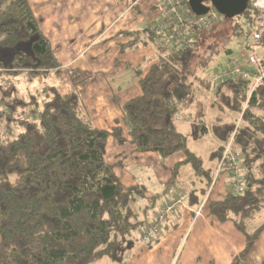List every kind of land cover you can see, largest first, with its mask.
<instances>
[{
    "label": "trees",
    "instance_id": "trees-1",
    "mask_svg": "<svg viewBox=\"0 0 264 264\" xmlns=\"http://www.w3.org/2000/svg\"><path fill=\"white\" fill-rule=\"evenodd\" d=\"M260 15L249 0L244 14L200 32L189 49L171 54L159 47L149 71L138 75L142 93L122 107L123 122L138 152L157 153L163 160L186 156L171 182H179L182 166L191 165L211 186V171L190 150L176 116L193 104L201 86L211 90L206 72L213 50L207 41L241 34L242 23L257 26ZM60 74L61 63L30 0H0V264H92L104 256L127 264L148 224L149 208L139 205L147 190L126 187L105 159L111 137L124 142L122 127L112 133L98 129L84 115L78 92L62 95L47 85ZM91 80L87 72L71 73L75 87ZM41 81L44 89L30 92ZM213 107L242 117L235 145L244 157V189L238 194L230 189L223 201L211 203L210 213L245 235L246 248L232 264H246L264 231L258 223L264 213V81L253 92L249 82H223ZM220 125L215 133L222 146L212 154L219 164L236 128ZM188 201L197 204L195 192Z\"/></svg>",
    "mask_w": 264,
    "mask_h": 264
},
{
    "label": "crops",
    "instance_id": "crops-1",
    "mask_svg": "<svg viewBox=\"0 0 264 264\" xmlns=\"http://www.w3.org/2000/svg\"><path fill=\"white\" fill-rule=\"evenodd\" d=\"M30 2L61 63L59 77L64 78V83L59 87L55 85L59 92L62 95L78 92L84 115L98 129L112 133L115 127H122L124 142L115 137L109 139L113 141L114 151L107 162L114 165L115 173L126 187L141 185L146 188L142 205L149 208L148 216H144L147 222H152L180 193L188 194V199L190 193H196L197 204L190 205L187 199L169 215L163 235L150 244L141 240L127 264H232L245 250L246 237L234 223H222L210 213L211 203L223 201L231 189L233 177L229 171H222L210 193L208 180L203 177L188 184L180 171L179 182H171L173 164L184 162L186 156H174L162 163L159 154L138 152L123 122L122 107L142 93L138 75L149 71L162 47L158 43L164 35L159 0ZM78 70L92 75L85 87H75L71 82V73ZM202 90L205 94L197 91L193 104L179 114V121L183 120L186 110L195 107L196 112L189 115L188 122L192 128L197 126L198 138L212 141L211 126L208 127L205 119L214 108L215 93ZM228 113L217 117L219 125L235 118ZM202 126H205L204 132H200ZM218 136L214 139L220 147L222 141ZM212 164V168L205 169L211 171L214 179L219 162L216 160ZM122 169H126L123 177ZM208 197L202 214L197 215ZM246 264H264V231Z\"/></svg>",
    "mask_w": 264,
    "mask_h": 264
},
{
    "label": "built area",
    "instance_id": "built-area-1",
    "mask_svg": "<svg viewBox=\"0 0 264 264\" xmlns=\"http://www.w3.org/2000/svg\"><path fill=\"white\" fill-rule=\"evenodd\" d=\"M187 1L159 0L163 10L161 28L164 30V35L162 39L158 40V43L169 50L171 54L189 49L196 42V37L200 32L210 30L213 26L223 23L226 18L211 6L205 15L197 16L192 12ZM252 5L261 14L257 20L256 29L253 32V40L260 47L261 51L252 53L245 61H231L232 65L228 69H214L209 76L211 86V90L209 91L212 93H215L219 86L228 80L249 82L251 84V92L264 81V0H252ZM176 118L179 120V115ZM239 118L236 128L231 133L227 143L223 145V158L217 169L216 177L210 186L209 193L213 189L217 177L225 170L224 166L228 167L229 173L233 177L231 184L232 191L238 194L244 189L242 168L244 157L235 145L237 129L242 124V117L239 116ZM209 197L202 203L197 211V215L202 214ZM187 199L188 194L182 192L173 202L165 205L156 215L155 219L146 225L142 242L150 244L158 240L165 232L169 215L174 213Z\"/></svg>",
    "mask_w": 264,
    "mask_h": 264
},
{
    "label": "rangeland",
    "instance_id": "rangeland-1",
    "mask_svg": "<svg viewBox=\"0 0 264 264\" xmlns=\"http://www.w3.org/2000/svg\"><path fill=\"white\" fill-rule=\"evenodd\" d=\"M237 22H239V20ZM229 23L231 24L232 22H229ZM242 27H243V32H241V34L238 33L237 35H234V36H232V35L231 36H225V39H226V40L224 39L225 41H222V38H220V37L217 38L214 36H212V38L209 41H207L205 46L207 47V49L213 50L212 51L213 55H212V66L206 72V75H210L214 69H219V70L228 69L232 65L231 61H235V60L245 61L249 58V56L252 53H254L256 51H261L260 47L253 40V32L256 29V26H252L250 24L243 22ZM230 33H231V31L229 30L228 35H230ZM226 49L231 50L232 53L231 54L226 53ZM70 79H71V77H70ZM63 83H64V78H61V77H57V78L50 77L49 81H47V85L51 84V85H56L57 87H59V84H63ZM43 85H44V83H42V81L36 82L34 85H32L30 92L34 93L37 90H43L44 89ZM19 87L24 94H27V89H26L27 85L25 84L24 81L19 82ZM200 88L201 89H199V90L203 94H205V93L202 89H205L208 91V89H206L205 87L201 86ZM60 91L62 92V91H64V89H62ZM211 98L214 99L213 94H212ZM199 110H198V112H200ZM195 112H196L195 107H193V106L191 108H189L188 110H186V113H183V115H184L183 120L182 121L178 120V127L185 135H187L188 146H189L190 150L193 153H195L197 156H200L202 158L203 163H204V167L212 168V165H214L212 163H216V160L212 159V153H214V151H216L218 148L217 147L218 142L214 139V138L217 139L215 129L219 126V123L217 122V117L222 113L217 108H212V110H210V113L208 114L205 121H206L208 127L211 126V127H209L210 128L209 132L212 134V136H214V138L212 141H206L203 138H200V137L198 138V136H196L197 135V131H196L197 126L194 125L192 128V125L188 122L189 115L194 114ZM228 115L235 117L234 119H230L231 124H236L238 122V120L240 119L237 114H234L232 112H229ZM220 126L222 127L223 124H221ZM112 142L113 141L108 140L107 147H106V155H105L106 161L107 160L110 161L112 159V154L114 151V146L112 145ZM155 154H157V153H155ZM181 154H183V153H177V154L173 155L172 157L178 156ZM161 161H162V163L168 162V161H164L162 159H161ZM173 166L174 167L171 168L172 171L176 165L173 164ZM124 170H126V169H122L120 171L122 173V176H121V174H119L121 177L124 176V172H123ZM181 173H183V177L186 179V182L188 184L192 180L200 178L196 175V173L193 170L191 165L182 166ZM144 203H145V199H142L139 201V205H142ZM258 220H259L258 221L259 224L264 223V213L262 215H260ZM0 242H1V236H0ZM92 264H113V263L111 262L109 257L104 256Z\"/></svg>",
    "mask_w": 264,
    "mask_h": 264
},
{
    "label": "water",
    "instance_id": "water-1",
    "mask_svg": "<svg viewBox=\"0 0 264 264\" xmlns=\"http://www.w3.org/2000/svg\"><path fill=\"white\" fill-rule=\"evenodd\" d=\"M188 2L192 12L197 16L205 15L211 6L228 19L241 16L249 7V0H188Z\"/></svg>",
    "mask_w": 264,
    "mask_h": 264
}]
</instances>
